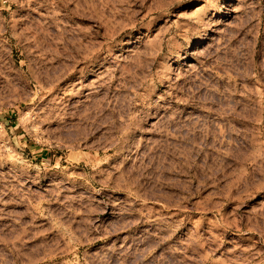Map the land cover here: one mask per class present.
I'll return each mask as SVG.
<instances>
[{
	"label": "rangeland",
	"instance_id": "rangeland-1",
	"mask_svg": "<svg viewBox=\"0 0 264 264\" xmlns=\"http://www.w3.org/2000/svg\"><path fill=\"white\" fill-rule=\"evenodd\" d=\"M0 264H264V0H0Z\"/></svg>",
	"mask_w": 264,
	"mask_h": 264
}]
</instances>
